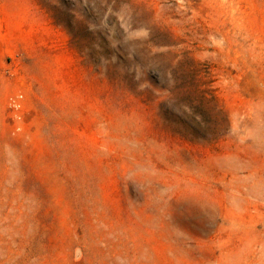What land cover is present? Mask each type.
<instances>
[{
	"label": "rangeland",
	"instance_id": "374dc122",
	"mask_svg": "<svg viewBox=\"0 0 264 264\" xmlns=\"http://www.w3.org/2000/svg\"><path fill=\"white\" fill-rule=\"evenodd\" d=\"M0 264H264V0H0Z\"/></svg>",
	"mask_w": 264,
	"mask_h": 264
}]
</instances>
